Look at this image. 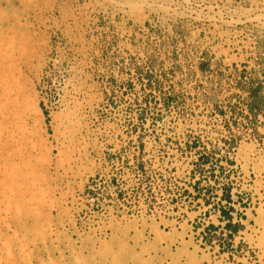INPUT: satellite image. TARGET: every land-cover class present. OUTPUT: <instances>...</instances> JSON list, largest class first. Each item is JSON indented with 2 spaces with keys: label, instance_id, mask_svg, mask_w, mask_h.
<instances>
[{
  "label": "rangeland",
  "instance_id": "374dc122",
  "mask_svg": "<svg viewBox=\"0 0 264 264\" xmlns=\"http://www.w3.org/2000/svg\"><path fill=\"white\" fill-rule=\"evenodd\" d=\"M142 1L0 0V264H264V0Z\"/></svg>",
  "mask_w": 264,
  "mask_h": 264
},
{
  "label": "bare ground",
  "instance_id": "6f19581e",
  "mask_svg": "<svg viewBox=\"0 0 264 264\" xmlns=\"http://www.w3.org/2000/svg\"><path fill=\"white\" fill-rule=\"evenodd\" d=\"M160 1H163V0H160ZM168 1V0H167ZM171 1V0H170ZM209 1V0H208ZM259 1V0H258ZM127 2V1H126ZM133 2V1H132ZM15 3V2H14ZM163 3V2H162ZM167 3V2H166ZM19 4V3H18ZM128 4V3H127ZM130 4H131V2H130ZM141 4V7H140V9H138L139 11L142 9V11H145V10H153L155 7L154 6H156V4H157V6L158 7H160V8H162V9H166V8H168L167 6H163L162 4H158L156 1H153V0H143L142 1V3H140ZM164 4V3H163ZM198 4V3H197ZM80 6V5H79ZM240 7V6H239ZM29 8V7H28ZM157 8V7H156ZM195 8H196V6H195ZM209 8V7H208ZM243 8V7H242ZM14 9V8H13ZM50 11H51V9H50ZM246 12V11H245ZM244 12V13H245ZM21 14V13H20ZM204 15V14H203ZM212 15V14H211ZM93 17V16H92ZM237 17V16H236ZM85 18V17H84ZM195 19V18H194ZM81 20V19H80ZM217 20V19H216ZM238 20V19H237ZM26 23V22H25ZM184 23V22H183ZM188 23V22H187ZM239 23V22H238ZM231 25V24H230ZM202 27H204V26H202ZM76 29V28H75ZM79 31V30H78ZM79 40H81V39H79ZM224 41V40H223ZM74 42V41H73ZM83 42V41H82ZM81 47V46H80ZM222 48V47H221ZM76 50V49H75ZM80 50V49H79ZM27 53V52H26ZM80 53V52H79ZM6 54V53H5ZM27 55V54H26ZM84 55V54H83ZM20 57V56H19ZM5 58V57H4ZM32 59V58H31ZM3 60V59H2ZM8 60V59H7ZM19 60V59H18ZM18 62V61H17ZM21 64V63H20ZM15 67V66H14ZM15 69V68H14ZM29 69V68H28ZM1 70V69H0ZM2 71V70H1ZM0 71V72H1ZM6 73V72H5ZM2 74V73H1ZM40 74V73H39ZM5 76V75H4ZM17 76V75H16ZM15 78V77H14ZM34 78V77H33ZM25 80H27V79H25ZM29 80V79H28ZM16 81V80H15ZM28 86V85H27ZM33 87V86H32ZM28 88V87H27ZM30 88V87H29ZM31 89V88H30ZM15 90V89H14ZM32 91V90H31ZM24 92V91H23ZM74 92V91H73ZM84 92V91H83ZM31 93V92H30ZM22 95H24V94H22ZM83 95V94H82ZM30 96V95H29ZM87 96V95H86ZM74 97V96H73ZM82 98V97H81ZM30 99V98H29ZM34 100H35V98H34ZM64 100V99H63ZM66 102V101H65ZM87 103V102H86ZM37 104V103H36ZM66 105V104H65ZM82 105V104H81ZM34 105L32 104V107H33ZM78 106V105H77ZM80 106V105H79ZM78 106V107H79ZM86 106H88V105H86ZM65 107V106H64ZM71 107V106H70ZM38 108V107H37ZM68 109V108H67ZM77 109V108H76ZM91 110V109H90ZM67 111V110H66ZM36 112V111H35ZM38 112V111H37ZM63 112V111H62ZM71 112V111H70ZM76 113V112H75ZM41 114V113H40ZM60 114V113H59ZM85 114V113H84ZM31 115V114H30ZM33 115H35V114H33ZM86 115V114H85ZM67 116H68V114H67ZM23 117V116H22ZM39 117V116H38ZM41 117V116H40ZM56 118V117H55ZM59 118V117H58ZM73 118H74V116H73ZM66 119V118H65ZM70 119H71V117H70ZM76 119V118H75ZM79 120H80V118H79ZM74 121H76V120H74ZM35 121H33L32 123H34ZM85 122V121H84ZM74 123V122H73ZM72 123V124H73ZM77 127L80 125H78V120H77ZM86 123V122H85ZM37 124V123H36ZM37 125H39V124H37ZM56 125V124H55ZM54 125V126H55ZM65 125H67V124H65ZM27 126H28V124H27ZM40 126V125H39ZM68 126V125H67ZM67 126H64V127H67ZM36 127V126H35ZM63 127V128H64ZM39 128V127H38ZM72 129V128H71ZM70 129V130H71ZM76 129V128H75ZM67 130H68V128H67ZM79 130V129H78ZM78 130H76V131H78ZM66 131V130H65ZM69 131V130H68ZM3 132V131H2ZM39 133H40V131H38ZM58 132V131H57ZM69 132H71V131H69ZM43 133V132H42ZM72 134H74V133H72ZM75 134H77V133H75ZM113 134V133H112ZM36 135H39V134H36ZM41 135V134H40ZM46 135V134H45ZM67 135V134H66ZM87 135V134H86ZM79 136V135H78ZM83 136V135H82ZM37 137V136H36ZM73 137V136H72ZM39 138V137H38ZM46 138V137H45ZM56 138H57V136H56ZM79 138V137H78ZM42 139V138H41ZM62 139H63V137H62ZM80 139V138H79ZM61 140V139H60ZM36 142V141H35ZM62 143V142H61ZM2 145V144H1ZM38 145V144H37ZM36 145V146H37ZM39 145H40V143H39ZM77 145V144H76ZM69 146V145H68ZM73 146H75L74 144H73ZM0 147H3V145L2 146H0ZM41 147V146H40ZM5 149V148H4ZM40 149V148H39ZM64 149V148H63ZM49 150V149H48ZM12 152V151H11ZM251 152V151H250ZM9 153V152H8ZM46 153V152H45ZM91 153V152H90ZM47 155H48V153H47ZM247 155V154H246ZM10 156H12V155H10ZM23 156V155H22ZM82 156V155H81ZM13 157V156H12ZM46 157V156H45ZM69 157V156H68ZM44 158V157H43ZM71 158V157H70ZM1 159V158H0ZM9 159H10V157H9ZM9 159H7V160H9ZM20 159V158H19ZM52 159V158H51ZM62 159V158H61ZM64 159V158H63ZM245 159V158H244ZM14 160V159H13ZM34 160V159H33ZM78 160V159H77ZM48 161V160H47ZM69 161V160H68ZM251 162V161H250ZM15 163V162H14ZM28 163V162H27ZM12 164V163H11ZM26 164V163H25ZM49 164V163H48ZM24 165V164H23ZM12 166V165H11ZM29 166V165H28ZM50 166V165H49ZM258 166V165H257ZM14 167V166H13ZM1 168V167H0ZM8 168V167H7ZM37 168V167H36ZM43 168V167H42ZM25 170V169H24ZM28 170V169H27ZM10 171H12V170H10ZM16 171V170H15ZM22 171H23V169H22ZM29 171H31V170H29ZM256 171V170H255ZM25 172V171H24ZM32 172V171H31ZM30 172V173H31ZM41 172V171H40ZM38 173H39V171H38ZM51 173V172H50ZM43 174V173H42ZM31 175V174H30ZM44 175H45V173H44ZM69 175V174H68ZM259 176V175H258ZM56 177V176H55ZM6 178V177H5ZM4 178V179H5ZM34 178V177H33ZM50 178V177H49ZM59 178V177H58ZM12 179V178H11ZM1 180V179H0ZM52 180V179H51ZM10 181V180H9ZM3 182V181H2ZM1 183V182H0ZM49 183V182H48ZM40 184V183H39ZM43 184V183H42ZM59 184V183H58ZM14 184H12V186H13ZM51 185V184H50ZM5 186V185H4ZM11 186V185H10ZM30 186V185H29ZM62 186V185H61ZM73 186V185H72ZM7 187V186H6ZM9 187V186H8ZM41 187V186H40ZM67 187V186H66ZM12 188V187H11ZM43 188V187H42ZM57 190V189H56ZM55 190V191H56ZM5 192V191H4ZM12 192V191H11ZM26 192V191H25ZM28 192V191H27ZM65 192V191H64ZM63 192V193H64ZM69 192H70V190H69ZM2 193V192H1ZM7 193H9V192H7ZM18 193H21L20 191L18 192ZM30 193V192H29ZM43 193V192H42ZM5 194V193H4ZM28 194V193H27ZM61 194V193H60ZM7 195V194H6ZM20 195V194H19ZM18 195V196H19ZM49 195V194H48ZM2 196V195H1ZM0 196V197H1ZM15 195H13L12 197H14ZM58 196H60V195H58ZM56 197V196H55ZM72 197V196H71ZM46 198V197H45ZM57 198V197H56ZM48 199V198H47ZM55 202H56V200H54ZM66 201V200H65ZM11 202V201H10ZM15 202H17V201H15ZM45 203V202H44ZM59 203V202H58ZM1 204V203H0ZM17 204V203H16ZM46 204H48V203H46ZM2 205V204H1ZM3 206V205H2ZM27 206V205H26ZM1 208H3V207H1ZM25 209V208H24ZM44 209V208H43ZM259 209V208H258ZM262 209V208H261ZM54 210V209H53ZM55 211V210H54ZM70 211V210H69ZM28 212V211H27ZM34 212V211H33ZM46 212V211H45ZM6 214H7V212H6ZM261 216V215H260ZM47 217V216H46ZM8 218V217H7ZM27 218V217H26ZM14 219V218H13ZM4 220H5V218H4ZM1 221V220H0ZM44 221H46L45 219H44ZM8 222V221H7ZM6 222V223H7ZM14 221H12V223H13ZM32 222V221H31ZM4 223V222H3ZM2 223V224H3ZM9 223H11V221L9 222ZM68 223V222H67ZM14 224V223H13ZM33 224V223H32ZM72 224H74V223H72ZM262 224V223H261ZM22 225V224H21ZM47 225H49V224H47ZM46 225V226H47ZM51 225V224H50ZM61 225V224H60ZM67 225V224H66ZM70 225V224H69ZM104 225H105V223H104ZM4 226V225H3ZM12 226V225H11ZM14 226V225H13ZM115 226V225H114ZM28 227V226H27ZM102 227V226H101ZM6 228V227H5ZM49 228V227H48ZM116 228H117V226H116ZM52 229V228H51ZM159 229V228H158ZM7 231V229H4V231ZM49 230H50V228H49ZM60 230V229H59ZM104 230V229H103ZM33 231V230H32ZM46 231H48V230H46ZM111 231V230H110ZM114 231V230H113ZM116 231V230H115ZM11 232V231H10ZM56 232V231H55ZM53 233V232H52ZM25 234V233H24ZM19 235H21V234H19ZM50 235V234H49ZM258 235V234H257ZM35 236V235H34ZM33 236V237H34ZM39 236V235H38ZM62 236V235H61ZM137 236V235H136ZM3 237V236H2ZM257 237V236H256ZM15 238H16V236H15ZM18 238V237H17ZM261 238V237H260ZM88 239V238H87ZM105 239V238H104ZM51 240V239H50ZM74 244V243H73ZM82 244V243H81ZM88 244V243H87ZM139 244V243H138ZM43 245V244H42ZM45 246V245H44ZM43 246V247H44ZM59 246V245H58ZM69 246H71V245H69ZM123 246H124V244H123ZM1 247V246H0ZM27 247V246H26ZM77 247V246H76ZM94 247V246H93ZM46 248V247H45ZM121 248V247H120ZM261 248V247H260ZM1 249V248H0ZM30 249V248H29ZM36 249V248H35ZM73 249V248H72ZM71 249V250H72ZM188 249V248H187ZM43 250V249H42ZM45 250V249H44ZM19 251V250H18ZM24 251V250H23ZM27 251H29V250H27ZM37 251H38V249H37ZM157 252V251H156ZM19 253V252H18ZM24 253V252H23ZM22 253V254H23ZM29 253V252H28ZM113 254V253H112ZM160 254V253H159ZM73 255V254H72ZM144 255V254H143ZM161 255V254H160ZM262 256V255H261ZM9 257V256H8ZM60 257V256H59ZM26 258V257H25ZM49 258V257H48ZM150 258V257H149ZM53 259V258H52ZM153 260V259H152ZM16 261V260H15ZM155 261V260H154ZM48 262V261H47ZM95 262V261H94ZM57 263V262H56ZM96 263H97V261H96ZM102 263V262H101ZM104 263V262H103ZM102 263V264H103ZM106 263V262H105ZM193 263V262H192ZM40 264V263H39ZM82 264V263H81ZM93 264H95V263H93ZM129 264V263H128ZM132 264V263H131ZM171 264V263H170ZM197 264V263H196Z\"/></svg>",
  "mask_w": 264,
  "mask_h": 264
}]
</instances>
